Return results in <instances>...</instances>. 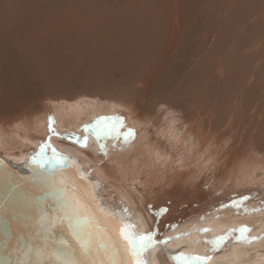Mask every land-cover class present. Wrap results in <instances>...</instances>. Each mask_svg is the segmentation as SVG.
Listing matches in <instances>:
<instances>
[{
	"label": "bare ground",
	"instance_id": "6f19581e",
	"mask_svg": "<svg viewBox=\"0 0 264 264\" xmlns=\"http://www.w3.org/2000/svg\"><path fill=\"white\" fill-rule=\"evenodd\" d=\"M45 9L52 15L47 20L42 17ZM222 11L223 7H217L216 0H0V118L9 111L7 107L11 104L19 101L21 105L24 101L22 105H25V100L31 101L34 96L31 92L36 94L39 86L72 83L84 86L89 80L114 89L120 99L118 102L92 97L94 103L80 100L78 103H53L51 110L41 116L0 126V151L5 152V159L19 161L24 157L22 150L29 151L31 135L21 138L20 133L47 138L52 135L54 126H58L60 133L72 131L83 140L65 133L57 134L53 136V144L43 140V143L38 142L40 144L33 142L34 151L43 148L70 155L96 177L103 189L114 195L119 207H133V200L143 206L154 190L166 192L176 187L184 188L186 183L188 189H194L199 176L223 151L216 148L214 152L213 145L218 144L213 140L208 145L212 141L209 130L202 132L201 123L197 122L198 131L193 132L195 124L186 122L177 109L185 105L187 110L192 109V105L184 100L186 82H202V79L212 87L218 81L224 85L223 71L227 64L221 57L223 46L219 49L218 34L213 33V26L220 20ZM214 12L216 16H213ZM49 22H52L51 28L47 25ZM47 34H51V38L46 37ZM249 55L253 59L254 54ZM52 76L62 81L51 79ZM138 82L140 87H136ZM150 100L165 107L154 113V118L150 116L154 110L150 108ZM207 101H203L202 108H211L209 117L215 109L218 113L225 109L222 99L215 107H209ZM119 107L127 110L129 115L125 116ZM99 117H122L124 120L121 128L114 132V138L102 137L106 143L107 163L103 162L98 137L85 134V126L95 125ZM232 121L229 117L227 123L231 125ZM118 123L119 120L95 126L105 132ZM128 129L135 133L134 137H129V144L123 142V134ZM66 135L77 143L58 142V139L67 138ZM200 136L203 137L201 142ZM123 146L126 147L123 149ZM15 150L20 153L18 158L11 154ZM96 161L101 162L100 166L95 165ZM90 167H95L94 172ZM213 175L212 182L206 183L212 202L226 198L232 192L256 195L254 191L264 188V156L248 152L237 163L218 172L217 183H213ZM127 180L136 189L125 187ZM139 185L142 186L138 188ZM121 188L120 193L115 191ZM258 199L264 198L259 196ZM243 209L211 214L204 224H198L196 220L191 227L188 223L170 232L165 237L166 246L174 253H160V247H151L145 256L147 264H182L173 259L179 253L211 256L209 264H264V229L259 230L264 228V206ZM129 221L139 234L145 235L146 217L134 214ZM238 225H258L259 231L245 233L249 243L229 242L226 245L229 251L225 254L209 251L212 245L204 243L209 238L200 237L202 229L215 235L236 229ZM233 236L237 237V232L229 239Z\"/></svg>",
	"mask_w": 264,
	"mask_h": 264
},
{
	"label": "rangeland",
	"instance_id": "374dc122",
	"mask_svg": "<svg viewBox=\"0 0 264 264\" xmlns=\"http://www.w3.org/2000/svg\"><path fill=\"white\" fill-rule=\"evenodd\" d=\"M216 5L217 7L220 8L223 7V11L220 14L221 18L219 21L215 23L218 25L214 24L213 26L214 28L213 33L216 32L218 34V47L219 49H221V47L223 46L221 49V57L225 58V63L227 64L225 70L223 71L224 85L222 84V82L219 83L218 81L215 82L213 84L214 87H212V85L208 84L207 80H202L201 78L200 79L202 82H199V80L193 82H186L184 85V89L186 91L184 100L185 102H187V104L192 105V109L187 110L185 105L186 103L183 102L184 103L183 105L185 106L179 108L181 112L178 109L177 112L179 113V115L181 114L182 116L183 115L185 116L184 120L186 122L195 124V126H193L194 128L191 126L193 132L198 131L196 124L197 122H200L201 125L199 127L202 132H205L206 130H207L206 132H208L209 130L208 132L209 140L211 138L212 141H210L208 145L210 146V143H212L214 140V142H217L218 144L216 145V147L213 145L214 147L213 150L215 149L214 152L217 151L216 148L218 150L219 149L222 150L223 152L222 154H217L216 159L212 161L213 165L209 167V169H205L203 171L204 174V175L202 174L203 176L202 175L199 176L196 183L197 185L196 184H195L196 186L194 185V189L191 188L188 189V187H186L187 185L186 183L184 184V188L176 187L175 189L166 192L154 190L150 195L151 196L150 200L146 202L143 206L140 205L138 200H133L134 201L132 202L133 207H131L130 205L128 206L129 208L127 213L129 214V217H132L135 214L140 216L142 215V217H146L148 219V227L146 228L145 235L152 231H155L156 236L154 237V239L156 240H166L165 237L167 236V234H169L170 232H175V230L180 227L187 226L186 224L188 223L190 224L191 227L193 226V221L197 220L198 224L200 223L204 224L206 223L207 219L211 216V214L218 215V213L221 211L229 212L232 209L238 210L244 208L246 210L252 207L261 208L262 206H264V199H262L261 201L258 199L259 196H262V198H264L263 187L259 188L260 191L259 190L254 191L255 193L257 192L256 195H251V192L243 193V195L241 194L235 195L232 192L226 198L215 199L213 202L210 201L209 193L206 190L207 189L206 183L211 181L210 179L212 178L213 174H215L213 175V178L215 180L213 181V183L214 182L217 183L219 181L217 180L219 179L217 173L222 172V169L224 167L228 165L231 167L232 163L234 164L237 163L239 158L244 156V154L251 152L252 155L255 154L256 156L259 155L264 156V0H216ZM226 8L228 9L227 13H225ZM49 16L52 15H50L49 10L45 9L42 13V17L45 20H47L49 19ZM213 16H216L215 12ZM47 25L48 26L50 25L51 28L52 22L47 23ZM217 27L218 29H216ZM218 31L220 32V35ZM50 35L51 34H47L46 37L51 38ZM49 42H51V40H49ZM249 52L252 55L254 54L253 59L252 56L249 55L250 54ZM255 54L257 56H255ZM235 55L239 57L237 58ZM248 57H250L249 60ZM232 58L233 59L236 58L237 60L236 59L233 60ZM231 60L233 62H231ZM234 61L236 62L234 63ZM202 65H205L204 62ZM239 67H241L242 69ZM230 70H232V72ZM261 72L263 73L261 74ZM244 74L245 76H243ZM230 77L232 80L230 79ZM51 79L62 81V79H59L54 76H52ZM206 83L208 86L207 85L205 86ZM138 85L136 84V87H140V85L139 86ZM222 85L224 86V89ZM214 88L216 89L214 90ZM209 90H211L212 93L211 92L210 93L212 95H209L210 93L207 92ZM216 90L217 93L215 92ZM31 93L34 96H32L33 98H31V101L29 100V102L25 100L26 103L25 105L24 104L22 105L24 101L21 103V105L18 101L17 103H13L11 104V106L7 107L9 108V111H7V113L4 115L3 118H0V126L2 127L9 126L17 121H24L25 119L30 117L35 118L37 116H41L44 112H47L49 109L51 110L50 107L54 104L58 105L59 103L61 104L67 102L78 103L79 100L80 102H84V103L85 102L94 103L92 97H95L96 100L98 98H104L105 100L112 99L114 101L120 102L118 94L114 89L106 88L103 85L95 84L89 80L86 81V84L84 86H79L77 83H72L67 85L55 84L53 86L49 85L48 87L39 86L37 92H35L36 94H34L33 92ZM215 93L216 95H214ZM19 97L21 99V95ZM149 99L150 98H148V100ZM207 99H208L207 102L210 103L209 107H215L217 105L219 106V99L224 100L223 105L225 106V109L223 110V112L218 113L216 112L217 110L215 109L212 116L213 118L209 117L208 111L211 108L208 110L202 108L203 103ZM151 100H150L151 103L150 108L151 110L153 109L154 110H153V114H151L150 116L154 118L155 116L154 113L156 114L158 113V111H162L160 109H164L165 107L160 106V104L155 105V103L158 102H153V101L151 102ZM199 103H201L202 106ZM233 105L234 107H232ZM196 106L199 107L197 108ZM119 109L123 110V114L125 116L129 115L127 110H125L124 108L119 107ZM197 109H199V111H197ZM189 111L191 112V114ZM186 112H187V116L185 115ZM229 117H232L233 120L232 121L233 124L231 125L227 123ZM123 122L124 120L122 121V123L120 122L116 126H114L112 130L109 129V131H105V132L101 130L102 136L100 135L98 137L99 139L98 143L100 147L103 146V149H105V145H106L102 137L107 136L109 138H114L115 137L114 132L117 129L121 128ZM211 123H213L212 126ZM86 126H89L88 129L92 130L93 125H86ZM54 127L55 128L54 130H52L53 131L52 135L47 138L39 137L34 133H29V134L20 133L21 138L24 137L29 138V135H31L30 136L31 138H29L30 139L29 151L27 152H33L34 150H36L33 149L34 146L31 145L33 142H34L33 144H35L43 140L44 143L51 142L53 144L52 142L53 136H57V134L65 133L71 135L72 137H77L83 140V137L78 134H75V132L65 131L63 133H60L61 132L60 127L58 126H54ZM85 134L93 137H97L94 131L92 133L86 131ZM202 138L203 137L200 136L199 138L200 142ZM58 140H59L58 142L60 143H65L70 141L71 143L74 142L77 143L75 140L67 139V138H62ZM124 147L126 146H123V149ZM61 148H65V147H61ZM26 150L27 149L22 150V152L24 153L22 154V156L27 155ZM44 151L46 150L44 149ZM2 152L3 151H0V156L4 157L5 152L3 153ZM105 152L106 150L102 151L101 153L102 156L104 157L103 162L107 163L108 158L106 157ZM11 154H13L12 156H15V158H18L20 155V153L17 150L12 151ZM100 164L101 162L96 161L95 165L100 166ZM94 168L90 167L89 169L91 172H94ZM89 175L92 176V178L96 179V177H94L90 172ZM140 181L142 182L143 179ZM127 182L128 183L125 185V187L127 186L136 189V187L132 185L129 180H127ZM176 185L179 186V184ZM140 186L142 185H139L138 188H140ZM250 189H252V187ZM120 190L122 191L123 188L119 190L116 189L115 191L120 193ZM100 193L103 194L104 198L111 206H114L116 208H123V209L126 208V207H119L115 201L114 195L109 193L107 190L103 189V187ZM248 193L250 194L248 195ZM164 209H167V211H163ZM205 227L206 226H204V228ZM240 228H247L249 231H247L246 233H252L253 231L258 232L259 230L263 231L264 229V228L259 229L258 225H249V226L241 225L239 227L236 226V229H240ZM233 229L235 228L225 230L224 232L215 235L210 234L209 232H202L200 237L201 239L207 237L209 238V240H212L215 237L225 235L226 233H228L230 230ZM234 233L236 232H233V234ZM239 235L240 233L237 232V237ZM237 237L233 236V239H228L227 241L224 242L223 246L219 251L213 253H216L217 255L228 253L229 246L226 245H228L229 242L233 243V241H235ZM166 244L167 243H162L161 245V243H158L155 245V247H160L161 249L160 253H164V252H165L164 254H166L167 252L169 254L174 253L173 250L167 248ZM259 250L261 251V249Z\"/></svg>",
	"mask_w": 264,
	"mask_h": 264
},
{
	"label": "snow or ice",
	"instance_id": "6c2138e0",
	"mask_svg": "<svg viewBox=\"0 0 264 264\" xmlns=\"http://www.w3.org/2000/svg\"><path fill=\"white\" fill-rule=\"evenodd\" d=\"M49 119L51 121V118ZM117 120L122 123L123 118L99 117L95 125H106L109 121ZM95 125L92 130L99 137L101 132ZM88 128L89 126H85V131H88ZM134 135V131L128 129L123 134V142L128 143L129 137ZM84 140H87V136ZM43 151L41 148V152ZM101 151H105L103 146ZM75 163L68 157L57 155L55 150L49 158L30 157L34 179L45 198L44 205L22 194L21 183L15 171L0 165V182L6 184L0 191V215H8L11 218L18 210L23 209L34 214L36 224L47 233L46 242L43 244L21 247L17 243L12 248V253L19 257L17 264H147L142 258L143 254L156 244L168 241L154 239L155 231L146 235L133 231V225L128 223L125 217L128 212L126 208L121 212L103 208L100 209L103 218L98 217L90 206V202L96 199L94 192L81 188L74 177L66 174L67 167ZM56 171L61 175L53 179L52 173ZM80 179L82 180L83 176H80ZM47 203H51L53 208H47ZM65 223L72 240L75 241L74 244L67 240L58 242L53 239V233ZM201 231L206 232L208 229ZM247 231V228L233 229L225 235L205 240L204 243L212 245L209 251L217 252L233 232L240 233L236 238L237 242H251L245 235ZM11 238L9 234V239ZM173 259L182 261V264H209L212 257L185 256L179 253Z\"/></svg>",
	"mask_w": 264,
	"mask_h": 264
},
{
	"label": "water",
	"instance_id": "95a60500",
	"mask_svg": "<svg viewBox=\"0 0 264 264\" xmlns=\"http://www.w3.org/2000/svg\"><path fill=\"white\" fill-rule=\"evenodd\" d=\"M88 132L92 133L93 130L88 129ZM65 137H67V139L71 138L69 135H66ZM55 153L57 155L68 157L76 162L75 164L67 167L66 174L74 177L77 184L81 188L86 189L89 192H94L96 199L94 202H90V206L91 210L94 211L98 217L103 218V213L100 211V209L103 208H107L112 212H121L123 210V208L111 206L106 201L103 194L100 193L102 190L101 183L97 179L92 178V176L89 175V172L85 170L77 160L70 157V155L67 156L59 152ZM52 155V151H33L28 153L19 161L7 160L0 156V165L6 166L8 169L15 171L21 183L20 191L22 194H26L33 200L39 201L42 205H44L45 198L43 197L42 191L34 179L33 172L30 167V157L36 156L37 159H39L40 157L49 158ZM77 170H79V172ZM60 175L61 173L59 171L52 173L53 179L59 178ZM80 176H83L82 180L80 179ZM5 187L6 184L0 182V191H2ZM45 206L49 209L53 208L51 203H47ZM125 217L127 222L130 223L128 213L125 214ZM133 231L139 234L134 227ZM9 234H11V239H9ZM46 237L47 233L39 228L35 222V216L32 213L20 209L13 214L11 218L8 215H0V241H2V243H0V264H17L19 257L12 253V248L17 243H19L21 247L29 244H43L46 242ZM53 239L58 242L67 240L70 243H75V241L72 240L70 230L67 228L66 223L53 233ZM147 251L142 257L145 261H147L145 259Z\"/></svg>",
	"mask_w": 264,
	"mask_h": 264
}]
</instances>
